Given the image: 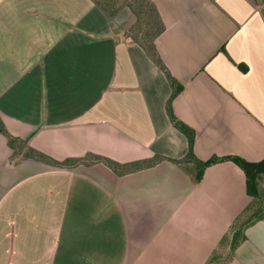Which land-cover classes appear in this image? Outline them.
<instances>
[{
  "label": "crops",
  "instance_id": "1",
  "mask_svg": "<svg viewBox=\"0 0 264 264\" xmlns=\"http://www.w3.org/2000/svg\"><path fill=\"white\" fill-rule=\"evenodd\" d=\"M157 51L183 87L176 117L201 161L264 160V0H151ZM135 16L93 0H0V118L63 162L130 163L187 155L169 120L173 88L125 36ZM0 134V264H206L250 202L233 162L163 161L119 176L104 164L59 168L24 158ZM228 264H264V219Z\"/></svg>",
  "mask_w": 264,
  "mask_h": 264
},
{
  "label": "trees",
  "instance_id": "2",
  "mask_svg": "<svg viewBox=\"0 0 264 264\" xmlns=\"http://www.w3.org/2000/svg\"><path fill=\"white\" fill-rule=\"evenodd\" d=\"M100 5L104 12L110 17H114L123 5L129 7L135 16L134 25L126 32L133 43L140 45L151 60L164 72L169 80L173 94L167 102V114L172 125L183 133L189 143V150L185 157L172 159L163 155H156L151 159L139 160L130 163H119L110 158L89 154L83 158L67 159L63 162L57 161L50 156L41 153L27 145L25 141L12 136L0 118V134L8 140L9 147L13 150L11 159L22 155L27 159H34L53 167L77 168L80 166H91L104 164L119 176H126L131 173L155 167L163 161H169L176 166L183 167L192 165L194 167L195 178L201 182L205 170L215 164L231 161L236 164L245 174L247 194L250 202L237 217L229 232L223 236L217 248L206 264H228L235 257V252L239 245L246 240V230L256 222L264 219V160L259 162H248L238 156L214 157L207 161L199 160L194 153L195 131L187 124L179 120L173 111V100L182 91L183 87L171 76L169 70L163 63L155 41L165 29L158 10L151 0H126L125 4L118 5L114 0H93Z\"/></svg>",
  "mask_w": 264,
  "mask_h": 264
},
{
  "label": "rangeland",
  "instance_id": "3",
  "mask_svg": "<svg viewBox=\"0 0 264 264\" xmlns=\"http://www.w3.org/2000/svg\"><path fill=\"white\" fill-rule=\"evenodd\" d=\"M115 2L118 3V5H122L126 3V0H116Z\"/></svg>",
  "mask_w": 264,
  "mask_h": 264
}]
</instances>
